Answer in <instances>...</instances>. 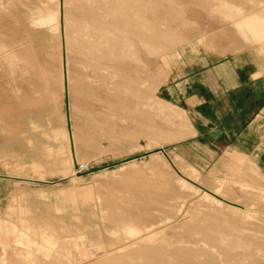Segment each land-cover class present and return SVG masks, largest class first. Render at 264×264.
I'll return each mask as SVG.
<instances>
[{"label":"rangeland","instance_id":"obj_1","mask_svg":"<svg viewBox=\"0 0 264 264\" xmlns=\"http://www.w3.org/2000/svg\"><path fill=\"white\" fill-rule=\"evenodd\" d=\"M191 46L264 59V0H0V264H264V174L175 151Z\"/></svg>","mask_w":264,"mask_h":264},{"label":"crops","instance_id":"obj_2","mask_svg":"<svg viewBox=\"0 0 264 264\" xmlns=\"http://www.w3.org/2000/svg\"><path fill=\"white\" fill-rule=\"evenodd\" d=\"M157 95L187 119L175 145L187 162L218 170L225 152H238L264 174V59L254 51L186 47L172 58Z\"/></svg>","mask_w":264,"mask_h":264},{"label":"bare ground","instance_id":"obj_3","mask_svg":"<svg viewBox=\"0 0 264 264\" xmlns=\"http://www.w3.org/2000/svg\"><path fill=\"white\" fill-rule=\"evenodd\" d=\"M60 24L62 26V14H61V10H60ZM61 31H62V28H61ZM62 57H63V53H62ZM64 83H65V80H64ZM65 88H66V83H65V86H64V97H65V94L67 95V92H66V89ZM65 115H66V112H65ZM66 123H67V129H68V137H69V144H70V153H71L72 159L74 161V150H73L72 137H71L69 111H68V115H66Z\"/></svg>","mask_w":264,"mask_h":264},{"label":"water","instance_id":"obj_4","mask_svg":"<svg viewBox=\"0 0 264 264\" xmlns=\"http://www.w3.org/2000/svg\"><path fill=\"white\" fill-rule=\"evenodd\" d=\"M64 86H65V83H64ZM65 112H66V115H68V101H67V95L65 94Z\"/></svg>","mask_w":264,"mask_h":264}]
</instances>
